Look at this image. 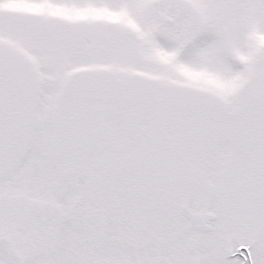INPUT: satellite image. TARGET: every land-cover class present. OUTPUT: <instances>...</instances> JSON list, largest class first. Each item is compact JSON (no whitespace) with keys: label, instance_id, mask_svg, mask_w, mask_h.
I'll list each match as a JSON object with an SVG mask.
<instances>
[{"label":"snow or ice","instance_id":"snow-or-ice-1","mask_svg":"<svg viewBox=\"0 0 264 264\" xmlns=\"http://www.w3.org/2000/svg\"><path fill=\"white\" fill-rule=\"evenodd\" d=\"M0 264H264V0H0Z\"/></svg>","mask_w":264,"mask_h":264},{"label":"rangeland","instance_id":"rangeland-1","mask_svg":"<svg viewBox=\"0 0 264 264\" xmlns=\"http://www.w3.org/2000/svg\"><path fill=\"white\" fill-rule=\"evenodd\" d=\"M241 251H245V250L242 249ZM245 254H247V253L245 252Z\"/></svg>","mask_w":264,"mask_h":264}]
</instances>
